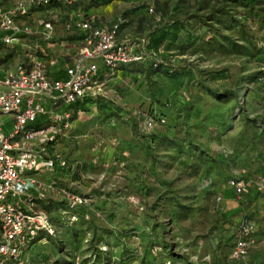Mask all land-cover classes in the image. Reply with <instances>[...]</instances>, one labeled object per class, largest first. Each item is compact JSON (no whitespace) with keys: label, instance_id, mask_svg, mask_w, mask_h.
<instances>
[{"label":"rangeland","instance_id":"obj_1","mask_svg":"<svg viewBox=\"0 0 264 264\" xmlns=\"http://www.w3.org/2000/svg\"><path fill=\"white\" fill-rule=\"evenodd\" d=\"M150 3L162 16L166 9L176 7L172 16H186L189 29L195 33L192 37L210 36L221 44H215L221 49H204L198 56L192 39L183 47H178L181 42L175 40L171 43L170 64L142 70L131 66L103 69L100 96L91 103L78 104V114L67 133L68 141L60 146L70 171L36 175L38 180L54 181L62 189L91 198L92 205L81 221L73 222L72 229L59 233L57 238L43 234L35 248L26 252L28 264H264V197L257 206L260 219L247 220L255 227L249 256L236 261L230 256L243 218H228L223 206L216 202L214 189L209 187L214 167L211 161L221 160L215 154L222 153L230 159L234 153L230 141L226 146L227 138L237 136L242 126L247 129L240 115L251 123L258 119L253 112L264 110V95L257 91L256 82L264 74L262 59L257 57L264 41V20L259 16V11L264 13V6L257 1L250 7L239 0ZM66 5L56 13L63 14L65 8L72 6ZM146 6L141 0L139 10L143 15L147 13ZM43 11V7H37L35 13L43 15ZM240 14L246 19L241 28L237 25L241 22ZM198 21L202 24L198 25ZM159 29L161 23L154 22L148 13V36L154 37ZM28 36L37 39L39 34L34 30ZM17 48L20 52L41 54L37 43ZM49 49L45 52L49 53ZM168 55L159 52L161 57ZM196 69L199 73L228 70V76L221 78L236 86L239 96L224 106L229 113L238 105L229 124L234 131L231 135L227 134L229 129L218 134L214 127L209 136L219 135L221 139L210 145L201 138L204 130L199 127L205 118L204 108L194 101L196 93L190 87L201 82L213 84L208 76L197 77ZM247 77L249 81L245 80ZM254 82L257 86L250 88ZM243 92L250 95L249 99L253 97L254 102L247 104ZM210 96L215 100L209 101L211 106L224 100L222 93ZM149 113L156 117L163 115L167 126V135L151 152L141 137V133H148ZM263 114L258 117H264ZM0 122L5 124V134H10L12 115H0ZM250 125L247 129L250 135L256 130L264 131V126L260 128L258 123L256 129ZM233 145L241 148L239 142ZM200 150L210 157H201ZM237 165L234 160L233 169L237 170ZM252 189L253 186L246 187L236 199L247 200ZM257 194L260 198L261 192ZM59 202L60 198L51 197L38 206L56 219ZM54 209L57 211L52 214ZM54 228L62 231L59 226Z\"/></svg>","mask_w":264,"mask_h":264},{"label":"built area","instance_id":"obj_2","mask_svg":"<svg viewBox=\"0 0 264 264\" xmlns=\"http://www.w3.org/2000/svg\"><path fill=\"white\" fill-rule=\"evenodd\" d=\"M53 1L68 5L76 2L26 0L8 10L0 8V33L3 35L0 41L10 45L21 36L29 35L30 29L18 26L17 19L26 16L31 6L48 7ZM148 13L157 22L161 21L154 4H148ZM122 24V20L110 28L94 27L89 21L78 24L87 34L79 58L66 68L63 79H51L47 64L31 56L28 63L16 69L0 67V115H12L14 123L7 135L5 124L0 122V264H28L26 252L39 232L55 236L50 216L39 209L37 201L53 195L64 201L70 210L89 205L88 197L62 189L56 183H43L36 175L70 168L57 147L60 140L67 137L78 114L73 107L100 96V64L114 70L146 61L149 39L126 37L119 41ZM40 25L52 31L51 22L42 20ZM260 83L264 87V78ZM165 123L164 118L147 119L146 127L151 131ZM229 184L238 196L244 194V187L236 179H231ZM259 187L264 190V175L259 179ZM70 219L71 224L78 220L76 216ZM254 235L255 227L242 221L231 252L232 259L239 261L249 256Z\"/></svg>","mask_w":264,"mask_h":264},{"label":"crops","instance_id":"obj_3","mask_svg":"<svg viewBox=\"0 0 264 264\" xmlns=\"http://www.w3.org/2000/svg\"><path fill=\"white\" fill-rule=\"evenodd\" d=\"M26 0H0V8H4L6 10L11 9L18 5V3L23 2ZM240 2L246 4L243 2V0H239ZM141 0H108L107 2L102 1H96V0H76V2L69 6L68 8H65V11L63 14L56 13V10L60 7H67L66 3L63 2H56L53 1L52 4L48 7H43V15H39L38 13H35L37 7L31 6L29 9V13L17 19V25L21 27H28L30 29V32L36 31L37 34H39L37 39H30L28 35L21 36V38L17 41H15L13 44L6 45L3 42L0 41V57H1V64L0 67L3 70H13L16 69L21 64H26L29 62L30 56L34 59H39L44 61L47 64L49 75L51 79H58L59 77L65 76L66 68L70 65H73L77 59L79 58L81 48L84 45V35L87 34V32L83 31L81 28L78 27V24L83 23L85 21H89L92 23L94 27H112L115 23H117L119 20L123 21L121 31L119 34L118 40L121 41L125 39L126 37H131L134 39H138V37H147L148 38V0H143V3L147 4L146 10L147 13L143 15V12L139 10ZM264 6V5H261ZM175 8L166 9V12L162 16L159 15L161 21V27L164 29L162 31H167L168 34L166 36V39L164 40L162 47L160 48V52H167L171 55L172 49L171 43L172 41L177 40V42H181V44L178 45V47H183L182 44L188 45L187 40L192 39L193 40V48L197 53L195 55H202L204 52V49L210 50L211 47L216 48V51H220V45L219 43H216L215 39H212L210 36H200V37H192V34L195 33L189 29V20L186 18V16L181 17L180 15H177L176 17H173L172 14H174ZM179 11V9H177ZM227 10V9H226ZM225 10V12H227ZM156 11V8H155ZM157 13V11H156ZM228 13V12H227ZM159 14V13H158ZM157 14V15H158ZM150 18H153L154 22L156 19L149 15ZM46 21L52 23V31H47L43 26L40 25V21ZM24 21V22H23ZM240 23L237 24L238 27H242V25L246 24L245 16L240 14ZM157 22V21H156ZM202 22L198 21V25H201ZM233 24V22H232ZM177 28V31L170 30ZM139 29V31H137ZM230 29V28H229ZM234 29H230L229 31H232ZM49 32V33H47ZM142 32V33H141ZM49 35V36H48ZM3 35L0 33V37ZM30 39V40H29ZM39 39L41 41H39ZM27 43H37L38 49H40L41 54L37 53H28L19 51L17 46L21 45L22 47H25ZM215 44H218L219 46H215ZM29 45V44H28ZM207 45V46H206ZM261 45L263 46L261 49L259 48L258 51L261 52L258 54V58L262 59L260 66L262 67V70L264 71V41H262ZM40 47V48H39ZM205 47V48H204ZM51 48V49H49ZM49 49V53H46L45 50ZM185 50H183V54ZM177 52L180 54V51L177 50ZM182 53V52H181ZM184 56V55H182ZM16 57L18 59H16ZM124 67V66H123ZM131 68V67H130ZM103 69L104 68L102 64H100V74H99V80L102 79L104 76ZM124 69H127L124 67ZM142 70V69H140ZM219 70V71H212L209 70L204 73L197 72V69L194 70L197 77H203L208 76L209 81L212 82L213 85H207V83L201 82L200 84L193 85V88L190 87L191 92H195L194 101L199 102V108H204V119L200 121V129L204 130V136L202 139H207L209 142V145L213 141H217L221 139V137L215 136L210 137L209 134H211V130L215 127L218 134H221L220 131H226L227 129L230 130L228 132V135H231L234 131V127L229 124H231L232 116L236 113V108H238V105L233 106V112L227 113L225 111L226 105H229L231 102L237 100L238 92L237 87L233 86L231 83H227V79L221 78L223 76H228V70ZM261 79V78H260ZM259 79V82H260ZM203 80V79H199ZM245 80H248V77L245 78ZM244 80V81H245ZM246 81V82H247ZM248 83V82H247ZM245 83V84H247ZM209 84V83H208ZM250 88L256 87V83L254 82L253 85H250ZM253 86V87H252ZM242 87L240 88V90ZM188 90V89H186ZM259 90V86L257 87V91ZM260 91V90H259ZM213 93H222L225 96V100L221 103H216L215 105L211 106L209 104V101H215L211 98L210 94ZM242 93V92H241ZM262 93V92H261ZM214 95V94H213ZM245 95V99L247 101V104L249 101L254 102V99H249L250 95L245 94L243 92V95ZM264 95V93H263ZM262 95V96H263ZM241 96V97H242ZM254 98L258 100V97L253 94ZM264 99V97L262 98ZM257 102V101H256ZM220 107H224V109H221ZM262 112V113H261ZM256 116V120L250 121L245 118V116L242 114L240 115V119L242 123L246 124L247 129L250 126H252L254 129H256L258 126L256 123H258L259 127L264 126V117H258L261 116L264 113V110H255L253 112ZM261 115H260V114ZM77 116V115H76ZM264 116V114H263ZM219 118V120H217ZM211 119H215L212 121ZM248 120V121H247ZM244 121V122H243ZM257 121V122H256ZM219 122V123H217ZM219 124L218 127H216ZM261 125V126H260ZM242 126V125H241ZM72 128V127H71ZM247 129L243 126L240 129L241 131L237 133V136L231 138L226 141V146L228 144V141L231 143L232 147V157H224L222 153L215 154L218 157H220L221 160H213L212 169H211V178H210V184L209 187L214 189V193H216V202L217 204H221L223 206V209L225 211V214H227L228 218H239L242 217V221H254L255 219H260V213L257 212L258 205L264 197V190L260 189L259 187V179L261 176L264 175V131H255L253 134H248ZM264 129V127H263ZM209 138H208V137ZM228 137V136H227ZM235 140V141H234ZM68 136L64 139L63 143H67ZM239 144L241 145L240 149L234 148L233 144ZM63 143L58 144L61 146ZM201 145V144H200ZM203 148V147H202ZM234 160L236 164H238V169L235 170L234 168ZM42 177L45 176L44 174H40ZM231 179H236L238 181V184L246 190V187L253 186L254 189H252L253 193L248 197L247 200L242 201L236 199V196H238L235 192V190L230 186L229 182ZM44 183H56L51 180H42ZM57 184V183H56ZM258 190L261 192L260 198H257L256 195H258ZM256 193V194H255ZM255 194V195H254ZM55 198L53 195H48V198ZM218 198L220 200L218 201ZM259 199V201H258ZM253 206H252V205ZM244 216V217H243ZM248 216V217H247ZM252 218V219H249ZM241 223V222H240ZM231 257V256H230Z\"/></svg>","mask_w":264,"mask_h":264},{"label":"trees","instance_id":"obj_4","mask_svg":"<svg viewBox=\"0 0 264 264\" xmlns=\"http://www.w3.org/2000/svg\"><path fill=\"white\" fill-rule=\"evenodd\" d=\"M96 1H102V2H107L108 0H96ZM260 2L259 5H264V0H256V2ZM243 2H246V4H249L250 7H254L256 2L252 1V2H248L246 0H243ZM224 9H221V11ZM217 13V12H216ZM227 13V12H226ZM260 13V18H262V20H264V13H261V11H259ZM229 14V13H227ZM216 15V14H215ZM235 23V22H233ZM237 24V23H236ZM164 30L162 27L161 29H159L157 31V33H154V37L153 36H148L149 39V45L147 46V59L144 62L141 63H135L131 66V68H137V69H145L148 66L153 67V66H157L160 64H170L171 63V59L173 58L172 55H168L166 57H161L159 56V52H160V48L162 47V44L164 42V40L166 39L167 34L169 33L168 30L167 31H162ZM173 30L174 33L175 31H177V28L174 29H170ZM173 68V67H172ZM261 78H264V74L262 76H260ZM65 78V76L63 75L62 77H59L58 79H63ZM258 83L259 86V90L260 92L264 93V87L261 85V83L259 82V78L256 81ZM214 95H217L216 93H213ZM221 98H223L225 100V96H222ZM222 100V102L224 101ZM94 100L91 99H87L86 101H83L79 104H87V103H91ZM78 104L75 105L73 108L74 110H77ZM161 118H165L163 117V115H159L158 117H156L155 115H153L152 113H149L148 119H153V120H159ZM166 123L164 125L161 126H157L156 128L152 129L151 131H148V133H141V137L143 138L144 142H147L148 144V150L149 152H151L153 150V147L156 145V143L161 140L162 138H164L165 135H167V130H166ZM64 142V139L60 140V144ZM60 147V146H59ZM58 151H60V148H58ZM200 154L201 157H207L209 158L210 155L209 154H205L204 151L200 150ZM70 167V165H69ZM71 167L66 170V171H70ZM65 172V171H64ZM85 196V195H84ZM91 200V198H89ZM46 200V199H45ZM45 200H41V201H37L38 205L39 202L45 201ZM60 203V208L57 206V210H59L58 212H56L57 210L54 209L52 212V214H54L56 212L55 215H57V218H51V223L53 224V226H59L62 228V231H58L56 230L55 236H51L49 233H47L46 231H40L37 238L35 239V241H33L30 249L28 251H31L33 248H35V246L37 245V243L39 242L41 236L43 234H45L46 236L50 237V238H57L59 233H64V231L70 230L72 229L73 223L71 224V217L72 216H76L77 217V221L79 222L82 220L83 216L87 213V211L89 210V207L92 205V201L89 202L88 206L85 207H81L75 210H70L69 207L67 206V204L64 201L59 202ZM59 217V218H58ZM75 222V223H76ZM58 232V233H57Z\"/></svg>","mask_w":264,"mask_h":264}]
</instances>
